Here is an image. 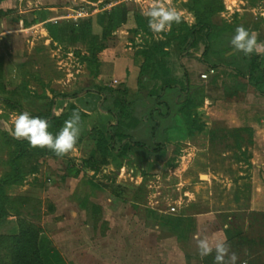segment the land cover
<instances>
[{
	"label": "crops",
	"instance_id": "1",
	"mask_svg": "<svg viewBox=\"0 0 264 264\" xmlns=\"http://www.w3.org/2000/svg\"><path fill=\"white\" fill-rule=\"evenodd\" d=\"M76 1L80 2V4H84L85 2V4H89L92 7L96 5L102 8L105 7L106 9H110L113 5L121 2V0H0V9L2 11L13 10V13L0 17V56L3 57L5 64V81L8 83L6 89L12 90L15 88L18 92L23 91L21 93L25 92L26 95L29 94L33 97V101L25 99V102L28 101V105L23 108L24 111H29V109L31 110L30 112L46 111L45 109L48 108L49 100L41 98L44 90L48 97H52L53 94L49 90L55 93H73L87 86L88 83L82 84L83 80L85 82L89 80L88 82H90V78L86 75L87 70L84 72L86 69L85 62H82L84 67L83 73H81L78 79L72 77L75 81H71L67 75L64 77L60 73L57 58L54 64L50 59V57L56 55V47L62 46L53 42L47 29V23L66 19L65 15L75 10ZM173 2L178 5L181 18L188 24L193 23L194 16L186 6L187 0H173ZM222 2L223 10L218 13L220 19L228 23L227 19L231 18L230 24H233L234 32L237 26L243 25L250 32L258 33V42H264V0H222ZM37 11L43 13L42 17L33 20L39 17L35 14ZM94 15H92L93 19ZM135 27L136 23L130 11L126 22L113 30L112 39L97 54L99 75L94 80L95 83L100 85L111 84L113 87L123 85V87H127L129 90H136L139 68L134 61V54L142 45L140 46V43L135 41ZM92 30L96 35H100L101 33V28L95 22ZM129 42L132 43L131 47L127 46ZM52 46L53 49L50 50ZM67 49L69 51L80 50L81 54L86 53L85 48L80 44L67 46ZM230 52L232 53L233 50ZM183 55L181 56L180 54L178 56V64L184 65L186 69L192 68L193 62L196 61V52H193V56L189 57ZM82 75L87 76V78L81 77ZM121 78H124V80L122 81ZM113 80H116V83H113ZM67 82H72L73 86L68 84V87L71 85L72 89L64 91L61 86ZM248 91H253V89ZM170 93L174 97V100L179 97V95L176 96V92ZM101 99L102 96L100 94L89 93L86 90L78 93L75 97H57L54 99L51 115H59L70 104L78 107L84 112V115L81 116V131L76 145L69 153L59 158L48 157L46 161L51 166V168L48 167V170L63 173L66 185H71V190L65 194L72 202L64 203V213L68 211L69 214L74 213L78 215V205L85 209L86 206H84L83 200L86 198L95 199L91 195L98 194V199L106 196L108 203L113 201L117 202L118 205L120 204L119 207H121L118 209L117 214L121 215L120 211L123 210L130 217L136 210L135 204L140 203V194L138 192L141 188L140 186L148 184L147 187H150L149 184L152 182L150 178H158L160 172H149L150 168H146V164L136 162L139 155L143 153L142 147H133L124 154L111 151L102 155L99 151L95 150L89 137L91 129L105 130L115 119L112 114L99 108ZM152 102L150 99L147 101L146 106H137L138 115L146 114L147 110L152 106ZM245 102L243 103L245 104ZM247 110L248 112L246 111L245 113L246 118L249 117L251 112L249 108ZM10 116L12 119V114ZM242 118L244 117L242 116ZM142 119L140 118L139 123L135 128L129 130V133L134 136H141V138L145 137L144 139H146L150 134L151 123ZM168 120V118L165 119L166 123L163 124V127L169 123ZM250 123L255 128L258 142L255 146L248 147V149L252 148V158L248 161L249 165L244 161H238V163H240V168H247L245 174L251 180L248 181V184L244 185V193L240 192L238 195L234 191L230 197L216 198L212 192V184L215 181H220V179L212 172L206 174L208 178L205 181H200L205 186L203 187L201 184L196 186V190L198 191L196 199V209L198 210H196V229L190 236L199 235L202 230L206 231L213 239L226 236L228 243L231 245V250L239 255L237 264H241V262H246V264H264V112L256 113L254 122ZM6 130H11V127H6ZM93 150L95 151L93 166L96 168H93L92 164H85L84 162ZM134 161L138 165L137 168H133L132 164H134ZM40 162L42 161L40 160ZM163 162L161 161L160 163L161 167ZM63 166L64 170H62ZM140 166L145 170H142ZM206 168L210 170V167L206 166ZM239 174L242 175L244 173L241 171ZM147 177L149 178L148 180L145 179ZM58 179L61 181L63 178L58 177ZM225 179H227V176H225ZM90 180L94 183V186L88 184ZM89 186L96 189L95 194L89 191ZM205 187H208V189H202ZM144 190H146L145 187ZM75 200H77V205L73 202ZM123 201L131 204L129 206L126 205L124 208ZM53 204L58 209L61 206L55 198ZM205 204H207V208L201 209ZM149 209L153 210L150 211L152 215L154 211L171 215L166 207L164 210L155 209L154 207H149ZM143 212L140 215L145 217V213L147 212L145 210ZM108 214L111 213L108 212ZM181 216L188 217L191 215L184 214ZM232 217L233 220L231 221ZM158 220L155 221L156 229L161 228L162 232H166L160 224V219ZM137 228V226L127 228L128 231H132L131 239L135 241V247H128V251H130V256L128 257L130 258V263L174 264L176 261L177 264H205V257L201 258L199 256L197 248L193 252L182 253V258L179 257L177 260L172 256L170 257V253L172 255L179 254V251L182 252L186 246H180L175 239L169 238L167 235H159L157 230L145 228L142 232V237H139V240L135 239L133 232L137 233L136 230H139ZM153 244L159 248V256L146 255L147 252L152 251H149L147 248H150ZM54 248L58 249V247ZM185 256L195 257L196 263L193 260L190 263H186ZM63 260L65 261L64 258ZM72 260L76 259L73 258ZM116 260L117 263L126 262V258H122L121 255ZM207 264H213V256L209 257Z\"/></svg>",
	"mask_w": 264,
	"mask_h": 264
},
{
	"label": "trees",
	"instance_id": "2",
	"mask_svg": "<svg viewBox=\"0 0 264 264\" xmlns=\"http://www.w3.org/2000/svg\"><path fill=\"white\" fill-rule=\"evenodd\" d=\"M186 6L194 16L193 23L188 24L181 18L179 23L171 25L170 30L162 32L161 39L145 40L144 44L135 52L134 61L139 68L135 91L129 90L127 87L95 83L94 80L99 75L97 54L112 39L113 30L126 22L130 11L136 23L134 33L149 31L148 16L130 8L128 3L120 2L108 10L99 11L94 15V19L90 16L77 21L62 19L54 23H47V29L53 42L64 48L77 44L85 48L86 53L81 54L80 50H76L74 54L79 57L80 61L86 63L90 82L83 89L73 93H55L49 90L53 94L52 97H48L44 90L41 98L49 100L47 111L29 113L48 120L49 131L55 134L63 127L64 121L68 119L73 110L78 109L80 116L84 115V112L73 104H70L59 115H51L55 98L75 97L83 90L100 94L102 99L99 108L112 114L115 119L105 130L91 129L89 137L95 150L102 155L111 151L124 154L132 147H142L147 152H151L147 161L149 160L150 169H153L159 166L162 158L168 152L169 142L175 141L177 138L181 139L186 134L192 135L195 132L204 131L205 123L199 121L196 108L197 103H201L205 94L221 92L229 93L230 97L236 94L237 100H235V104L233 103V106L238 105L235 110L233 109L236 123L232 129H229L231 130L229 132L233 134L235 148L239 152V155H235L237 160L246 161L249 165L251 153L247 152V147H243V145L253 147L258 142L255 128L250 122H254L256 113L264 112V55L254 52L249 56L232 47L231 38L234 35V26L218 17V13L223 10L222 0H187ZM11 13L13 10L2 11L0 9V17ZM94 22L101 28L100 35L93 33ZM232 50L233 52L230 53ZM175 51H179V55L184 54L187 57L193 56V52L200 51L198 61L208 67V73L205 70H200L198 79L201 82H196L195 88L190 89L186 67L177 64L172 59V53ZM3 60V57L0 56V104L9 111H16L19 114L24 112V109L12 98L17 89H6L8 83L3 74ZM179 68L182 74L175 76L174 72L177 74ZM209 69H212L213 72L210 73ZM204 72L207 73V77L201 78L200 74ZM241 78L246 79L253 91H245L238 87ZM167 89L174 90L177 93L176 96L179 95V97L174 100L171 93L168 98L165 97L164 93ZM201 90H204L205 93L202 94ZM7 93L13 96L10 98ZM150 99L153 101L152 106L146 114L139 116L137 106H146ZM244 101H246L245 104ZM171 103L176 105L174 110L170 107ZM247 107L251 111H249L250 114L252 113L248 118L245 117L246 111L248 112ZM4 116H6L5 113H0V118ZM169 117L175 123H168L163 127L162 122ZM140 118L151 123L150 138L153 139V146L137 140L134 135L129 133V130L135 128L139 123ZM181 122L187 127L184 135L182 130L179 132L170 130L172 134L165 133V128L169 127L175 130L180 127L178 124ZM161 128L162 132L164 131L163 139L156 140V131ZM216 129L215 127L210 129V139L215 137ZM224 132L227 134L228 129H225ZM94 152L93 150L84 162L92 164V167L96 168L93 166ZM1 156L5 157L1 159ZM45 156L61 157L47 148H34L27 140L17 139L6 129L0 128V167L2 168L0 173V219L10 214L18 217L15 233L0 234V264H66L58 250L49 245L47 238L41 236L40 227L22 215L21 209L28 199L12 197L8 193L12 187L21 185L27 176L35 175L41 166L40 160ZM142 170L145 169L142 167ZM88 184L94 186L91 180ZM182 215L184 214L182 213ZM167 216L168 225L175 227L183 225L186 228L184 234L186 233L187 237L193 234L196 229L194 223L190 226L186 224L187 219L194 222L193 216L185 217L186 219L181 215ZM154 217L157 219L156 214ZM158 219L161 224L162 217ZM169 229L171 231L172 228ZM176 229L178 228L176 227ZM43 250L45 254H43Z\"/></svg>",
	"mask_w": 264,
	"mask_h": 264
},
{
	"label": "rangeland",
	"instance_id": "3",
	"mask_svg": "<svg viewBox=\"0 0 264 264\" xmlns=\"http://www.w3.org/2000/svg\"><path fill=\"white\" fill-rule=\"evenodd\" d=\"M122 2L128 3L130 8L139 11L144 16H147L146 13L150 8V5L153 4V0H127ZM156 2H161V0H156ZM76 3L75 10H78L81 7L88 10L93 9L91 5H87L85 2L84 4H80V2L76 1ZM162 3L165 5L170 4L178 10V5H176L173 0H162ZM94 9L96 10H94L90 16L106 8L98 6V8ZM35 14L39 17L33 20L41 18L43 13H39L37 11ZM143 37V40L146 38V40L150 39L151 41L153 39H161L163 36L162 32H153L149 27V31L144 32ZM143 44H140V46ZM52 49L53 46L50 50ZM71 51L75 53L76 50ZM66 52H70L69 49L62 46V53L65 54ZM50 54L52 55L51 52ZM199 54L200 51L196 52V61L193 62L194 64L192 68L187 69L190 89L196 87V82H201V80L198 79L200 70H205L208 73V67L198 61ZM182 55L183 54H181V56ZM178 56L179 51L172 53V59L177 64L179 60ZM50 59L52 60L53 64L56 63V55L50 57ZM66 61L67 64L62 70H59L60 73L66 77V74L72 71L74 75L73 77L78 79L81 73H83V64L80 63L81 66L78 68L76 66L77 62H72L68 59H66ZM77 68L79 69L78 73L75 72ZM85 71L86 69L84 72ZM3 74L5 77L4 60ZM181 74L180 68L177 74L174 72L175 76H180ZM83 76L84 75L81 77ZM84 77L85 79L87 78V76ZM74 78L70 77L71 81H73ZM121 80L123 81L124 78H121ZM88 81L85 82V80H83L82 84L89 83ZM71 83L67 82L66 84H62V86H60L64 91H68L72 89L73 85ZM68 84H71L72 86L70 85L71 87H68ZM118 86L123 87V85ZM238 87L245 91L253 89L247 84L245 78L240 79ZM205 91L201 90V93L204 94ZM21 92L23 91L18 92L17 90L14 96L9 95V93H7V96L10 98L13 96L12 98L14 101L18 102L21 107L23 106V108H25V106L28 105L27 102L30 100L33 101L34 99L29 94L26 95L25 92ZM170 92L175 91L167 89L164 93V96L168 98V96H170ZM236 98V94L233 97H230L229 93L223 94L221 92H209V94H205L201 103L196 100L198 102L196 110L199 121L205 123L206 126L204 131L195 132L192 135L186 134L181 139L177 138L175 141L169 142L167 147L170 149H168L169 152H167L162 158V161H164L162 167L159 164V167L156 166V169L153 168L150 169L152 171H149H159L160 176L156 179L150 178L152 181L151 184H149L150 187H147L148 184L140 186L141 188L138 191L140 194V203L135 204L136 210L130 215V217L129 215L125 214L123 210L120 211L121 215L117 214L118 209L121 207H119L120 204L118 205L117 202L115 203L113 201L108 203L106 196H102L100 199H98L99 197L97 198V196L99 195L95 194L96 189L91 188L90 186L89 191H92V193L95 194L91 195L95 197V199L91 200L86 198L83 200V204L86 206V208H81L78 205V215H75L74 213L69 214L68 211L64 213V203L72 202L66 197L65 194L71 190V185H66L63 173H58L55 170H48V167L51 168V166L47 164V156L41 159V166L35 175L27 176L21 185L12 187L8 190V193L12 197H26L28 199L27 203L21 209L22 215L40 227L41 236L49 240V245L58 247L57 250L61 257L65 259L66 264H131L132 262L130 263V258H128L130 256L128 247H135V241L131 239L132 231L127 230V228L130 226L138 227L137 229L139 230H136L137 233L133 232V237H135L137 240H139V237H142L141 235L145 228L157 230L159 235H167L169 238L175 239L177 243L180 244V246L182 245L186 247H182L183 250L181 249L182 252L179 251V254L176 253L175 255H172L170 253V257L172 256L174 259L176 258L175 260H177L179 257L182 258V253L185 254L188 251L193 252L196 250V241L194 237L190 236L191 234L189 237L186 236V233L184 234L186 228L183 227V225L176 226L178 229H176L175 226H169L166 222L168 217L167 214L159 213L158 211H154L153 215L150 214V211L153 210H150L149 207L164 210L167 199H175L181 196L183 204L180 205L175 212L171 213V215L179 216L182 215V213L185 215H193L195 216L193 218L194 222L191 219H187L186 224L190 226V224L194 223L196 226V199L198 192L196 190V186L201 184L200 181H205L208 178L206 174H209V172H212L218 177V179H220V181H215V183L212 184V192L216 198L230 197L234 191L238 193V195L240 192L244 193V185L248 184V181L251 179H248L249 177L245 174L247 168L239 167L240 163H238V158L236 157L239 155V152L235 148L236 146L234 143V136L231 134V132H229L231 131L229 129H232L236 123V120L234 119V117H236L234 110L238 105L233 106V103L235 104V100H237ZM25 99L28 101L25 102ZM170 105L172 110H174L173 108H176L174 103H171ZM47 109L48 108L45 110L47 111ZM30 111L31 110L29 109L27 112ZM0 113H5L6 115L0 118V128L6 129V127L9 128L10 126L11 130L13 131V122L16 114L18 113L16 111H9V109L3 107L2 104H0ZM11 114L12 119L10 116ZM168 119L169 123H175L170 117ZM164 123L166 122L163 121L162 125ZM178 125L180 127H177L175 130L173 128L170 129L169 127L165 128V133L168 134L170 130L171 132H179L182 130L183 134L185 131H187V127L184 123L181 122ZM213 127L217 128L216 135L213 137V139H210L209 131ZM162 128L160 129L161 131H156V140L163 139L162 135H164V131L162 132ZM225 129H228V132H226L227 134L224 132ZM171 132L170 134H172ZM150 136L151 135L149 134V137L146 139H144L145 137L141 138V136L138 135L135 137L137 140L145 142L149 146H153V139H151ZM243 147H247V152L249 151V153H251L250 158H252V148L248 149V146L246 145H243ZM149 156H151V152H147V150L143 148V153L139 155V158L136 159V162L146 164V168H150L149 160L147 161ZM4 157L5 156H1V159ZM136 162L132 164L133 168L138 167ZM45 165H47V167L44 168ZM206 166L210 167V170L209 168H206ZM62 170H64V166L62 167ZM241 171L244 174L240 175L239 172ZM1 172L2 168L0 167V173ZM225 176H227V179H225ZM58 177L63 179L60 181ZM145 179L148 180L149 178L147 177ZM201 185L203 187L205 186V184ZM144 187L146 190H144ZM202 189L207 190L208 187ZM53 197L61 205L59 209L54 206ZM155 199L158 201V204H155ZM73 202L77 205V200ZM130 204L131 203L124 202L123 207L125 208L126 205L129 206ZM204 207L207 208V204H205L201 209ZM144 210L147 212L145 213V217L140 215L144 213ZM108 212L111 214H108ZM154 213L157 215V218L162 216L161 226L166 232H162L161 228L156 229L155 221L159 220L154 217ZM183 217L185 218L186 216ZM17 219L18 217L13 214L7 215L0 219V234L15 233L17 231ZM232 220L233 217L231 218V221ZM169 228H172L171 231H169ZM147 249H149V251L152 250L151 252L146 253L147 256L156 257L160 254V250L155 246V244L151 245V247ZM43 254H45L44 250ZM120 255L122 258H126L125 263H117L116 258H118ZM209 257L210 256L204 258L205 264L209 262ZM73 258L76 260H72ZM191 258V256H185V262L190 263L191 260H193L196 263V258ZM174 264H177V262L175 261Z\"/></svg>",
	"mask_w": 264,
	"mask_h": 264
},
{
	"label": "clouds",
	"instance_id": "4",
	"mask_svg": "<svg viewBox=\"0 0 264 264\" xmlns=\"http://www.w3.org/2000/svg\"><path fill=\"white\" fill-rule=\"evenodd\" d=\"M146 15L149 18V27L153 32L161 33L170 30L173 23H179L181 13L173 6L165 5L153 0L152 6ZM232 47L245 55L256 53L264 55V42H258V33L250 32L243 25L236 27L231 38ZM80 111H72L63 127L55 134L49 131V121L29 112H20L13 122V135L17 139L27 140L32 147L47 148L56 155L62 156L69 153L76 145L80 136ZM196 248L201 258L213 256V264H237L239 259L236 252L231 250L227 237L211 238L203 231L194 236ZM246 264V262H241Z\"/></svg>",
	"mask_w": 264,
	"mask_h": 264
},
{
	"label": "built area",
	"instance_id": "5",
	"mask_svg": "<svg viewBox=\"0 0 264 264\" xmlns=\"http://www.w3.org/2000/svg\"><path fill=\"white\" fill-rule=\"evenodd\" d=\"M122 1H127V0H121V2ZM133 1H136V0H133ZM152 5H150V7H151ZM94 8H98V6H93V9L92 10H88V9H86V8H80V9H78V10H73V11H71L70 13H68V14H66L65 15V18L66 19H72L73 21H77L78 19H80V18H85V17H88V16H90L91 14H92V12L94 11V10H96V9H94ZM227 22L228 23H231V18L229 19H227ZM168 30H165V32H167ZM143 34H144V32H137L136 33V36H135V41L137 42V43H140V44H143L144 43V40H143ZM146 39V38H145ZM128 46L129 47H131L132 46V43H128ZM61 50H62V47H56V58H57V65H58V68L60 69V70H62L63 69V67H65L66 66V64H67V61H66V59H68V60H70V61H75V62H77L76 63V66L79 68L81 65H80V63H82V61H80V59H79V57L76 55V56H74L75 54L72 52V51H70V52H66L65 54L64 53H61ZM83 64V63H82ZM76 69L75 70V72L76 73H78L79 72V69ZM67 70V69H66ZM209 72L211 73V72H213V70L212 69H209ZM67 75V77L68 78H70V77H73L74 75H73V72L72 71H70L69 73H67L66 74ZM200 77L201 78H206L207 77V73L206 72H204V73H201L200 74ZM113 83H116V80H113ZM181 164H183V163H181ZM155 197V196H154ZM154 202H155V204H157L158 203V201L155 199L154 200ZM183 204V200H182V197L181 196H179L178 198H175V199H167L166 200V209H167V211L168 212H170V213H173V212H175L176 210H177V208L180 206V205H182Z\"/></svg>",
	"mask_w": 264,
	"mask_h": 264
},
{
	"label": "water",
	"instance_id": "6",
	"mask_svg": "<svg viewBox=\"0 0 264 264\" xmlns=\"http://www.w3.org/2000/svg\"><path fill=\"white\" fill-rule=\"evenodd\" d=\"M8 131H9V133H10V134H12V135H13V132H12L11 130H8ZM203 175H204V174H203ZM201 176H202V175H201Z\"/></svg>",
	"mask_w": 264,
	"mask_h": 264
}]
</instances>
